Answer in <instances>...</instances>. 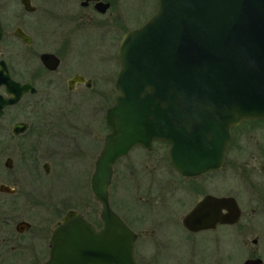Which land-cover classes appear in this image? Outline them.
Wrapping results in <instances>:
<instances>
[{"label":"flooded vegetation","instance_id":"flooded-vegetation-1","mask_svg":"<svg viewBox=\"0 0 264 264\" xmlns=\"http://www.w3.org/2000/svg\"><path fill=\"white\" fill-rule=\"evenodd\" d=\"M124 15L122 0H0V149L5 154L0 261L9 264L23 256L41 264L49 255L53 227L71 210L95 228L101 226L100 211L97 223L88 194L77 195L75 182L64 181L56 189L48 183L59 170L56 149L84 150L83 165L91 145L84 131L68 129L75 92L76 100H85L94 83L103 85L110 78L91 68L86 31L92 28L109 37L115 47L129 29H123ZM117 54L113 48L107 57L116 55L119 65ZM253 131L232 129L222 165L193 176L170 165L168 146L160 140L150 148L135 145L116 160L109 187L116 164L132 149L151 151L154 142L167 147L168 172L163 175L140 171L134 164H128L131 170L123 168L120 198L126 197L122 183L129 181L125 187L135 207L114 208L108 187L112 209L136 234L137 264H157L161 252L164 261L176 264H264V142H250ZM195 207L199 222L190 225L185 218ZM162 226L185 240L171 243L173 232H161Z\"/></svg>","mask_w":264,"mask_h":264},{"label":"water","instance_id":"water-1","mask_svg":"<svg viewBox=\"0 0 264 264\" xmlns=\"http://www.w3.org/2000/svg\"><path fill=\"white\" fill-rule=\"evenodd\" d=\"M117 55L110 130L90 179L102 224L69 211L41 264H137L136 234L109 203L116 160L160 140L173 168L197 175L222 165L234 126L264 119V0H157L123 33ZM198 216L195 207L185 220Z\"/></svg>","mask_w":264,"mask_h":264},{"label":"rangeland","instance_id":"rangeland-1","mask_svg":"<svg viewBox=\"0 0 264 264\" xmlns=\"http://www.w3.org/2000/svg\"><path fill=\"white\" fill-rule=\"evenodd\" d=\"M123 8L126 16L123 17V29L133 28L135 26L140 25L144 22L155 10L157 7V0H122ZM88 33H90L91 43L87 48V52L90 53L89 56V64L91 68L96 67L97 70L106 73L109 78L108 81H105L104 84L94 83L91 87L88 96L83 97L80 101L77 99V92H75L76 99L73 101L72 114V125L71 128L68 127L70 132L72 130L80 129L84 131L90 140V147L87 149V154L85 157L84 164L81 158L84 157V150H77V148H70L60 146L56 149L55 153L58 157V172L57 175L52 176L51 183H48L53 188H58L61 186H65V182H69L71 185L74 183L75 192L77 195L87 193L90 200V210L91 216L93 220H97L98 213L100 211V204L95 199L91 188H90V177L94 170V162L99 154L101 149L104 135L109 131L108 125L105 122V110L108 105L113 100L114 91H113V80L115 78V72L119 68L118 62H116V55H114V59H110L107 57L108 52H112L114 48V53H117L118 48V39H116L115 47L111 44V39L106 36H100V33L94 31L92 28L87 29ZM105 52L104 57H102V53ZM104 90L105 95H99V91ZM69 113V112H68ZM67 116V117H69ZM64 117V118H67ZM244 123V124H243ZM236 129H254L252 132V136L250 142H264V121L257 120L254 122H242L241 125ZM246 141V140H245ZM83 143V147H86L85 139H81ZM88 142V143H89ZM96 143V144H92ZM167 147L164 144L159 142H154L151 151H146L141 147H135L132 151L127 155V157L118 161L115 166L114 177L112 180V184L109 187L110 193V201L114 208L117 206H129L130 204L135 207V203H133L132 198L130 197L129 191L126 189V185L128 182L122 183L123 194L126 195L125 198H120L121 196V186L120 182V174L123 168L127 170H131L128 167V164H134L135 167L141 171H144L149 174L154 175H163L167 173V156H166ZM86 151V150H85ZM56 157V156H55ZM5 159L4 150L0 149V182H5V166L3 161ZM140 159H144L140 161ZM61 160V161H60ZM88 161V165H87ZM65 162V163H63ZM140 162H142L140 164ZM140 165V166H139ZM135 170V169H134ZM45 199V197H43ZM45 203H43L44 205ZM79 208L82 209V206L79 205ZM99 220V219H98ZM49 222V221H48ZM50 225L53 222H49ZM166 225V224H165ZM164 225V226H165ZM162 226L160 229L161 232L171 231L173 232L171 243H176L177 241H184L182 238V234L178 232H174L172 228L168 229ZM176 235V236H175ZM178 235V237H177ZM188 244L189 242H185ZM165 254H161L158 256L157 264H176L174 262H166ZM0 264H8L5 260L0 261ZM9 264H31L29 259H25L23 256L14 257V260H11Z\"/></svg>","mask_w":264,"mask_h":264},{"label":"trees","instance_id":"trees-1","mask_svg":"<svg viewBox=\"0 0 264 264\" xmlns=\"http://www.w3.org/2000/svg\"><path fill=\"white\" fill-rule=\"evenodd\" d=\"M257 120H262V121H264V119H245V120H243V122H254V121H257ZM244 124V123H243ZM237 127H233L232 129H236ZM96 220V219H95ZM97 221V223L98 222H100L99 220H96Z\"/></svg>","mask_w":264,"mask_h":264}]
</instances>
